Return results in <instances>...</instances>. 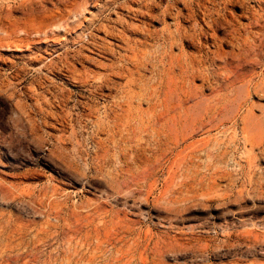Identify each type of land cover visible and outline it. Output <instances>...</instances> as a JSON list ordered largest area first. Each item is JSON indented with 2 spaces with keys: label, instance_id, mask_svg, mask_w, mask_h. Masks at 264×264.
<instances>
[{
  "label": "rangeland",
  "instance_id": "rangeland-1",
  "mask_svg": "<svg viewBox=\"0 0 264 264\" xmlns=\"http://www.w3.org/2000/svg\"><path fill=\"white\" fill-rule=\"evenodd\" d=\"M0 264H264V0H0Z\"/></svg>",
  "mask_w": 264,
  "mask_h": 264
},
{
  "label": "bare ground",
  "instance_id": "bare-ground-1",
  "mask_svg": "<svg viewBox=\"0 0 264 264\" xmlns=\"http://www.w3.org/2000/svg\"><path fill=\"white\" fill-rule=\"evenodd\" d=\"M167 38L169 40H174L175 35L171 31H169L167 34ZM57 53H59V51L56 52V54ZM169 56L171 57L170 58L171 63L172 64L175 63L180 70L182 69L181 75H185L184 74L185 67H189V66L192 67L193 65L192 59L190 58L191 56L188 57L186 55L185 60H182V56H174L173 54ZM227 70L228 72H230V75L227 77L228 85H232L235 82L243 80L244 76L239 75L237 73L236 71L237 68L234 62H231L228 65ZM176 73L177 72H174L172 68L170 71L171 75H169V77L163 83L169 85L172 80L175 81L178 78L177 75L179 76V74L176 75ZM176 90H177V101L175 103L170 102V100H168L165 97L163 100L162 98H160L159 102L154 103L153 106H149L148 108H142L138 104L134 103V98H137V96L142 94L131 93L127 105L123 108L122 112L117 117L118 123L121 124L123 127H125L129 131V133L133 136L141 135L143 132L149 131L152 132L153 134H156L157 136L163 135L167 139L173 137L176 144L180 140H181L180 142H185L186 139L189 137V133H190L188 130L187 122H188V115L191 110L190 108L191 105H187V101L191 96V89L188 88V86L186 87L185 84V86L181 85L179 86V88H176ZM150 95L151 97H154L156 100L160 96L158 94V90L154 88L150 90ZM214 100L215 103H218L223 100V97L218 96ZM180 137L181 139H179ZM187 146L188 144H186L185 148H187ZM188 152L189 150L186 151V154ZM154 168L155 165H153L150 170Z\"/></svg>",
  "mask_w": 264,
  "mask_h": 264
}]
</instances>
